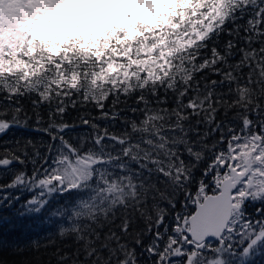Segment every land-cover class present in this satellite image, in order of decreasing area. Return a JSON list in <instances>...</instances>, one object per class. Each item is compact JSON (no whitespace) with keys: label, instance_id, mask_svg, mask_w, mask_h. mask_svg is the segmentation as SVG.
Segmentation results:
<instances>
[{"label":"snow or ice","instance_id":"1","mask_svg":"<svg viewBox=\"0 0 264 264\" xmlns=\"http://www.w3.org/2000/svg\"><path fill=\"white\" fill-rule=\"evenodd\" d=\"M0 264H264V0H0Z\"/></svg>","mask_w":264,"mask_h":264}]
</instances>
